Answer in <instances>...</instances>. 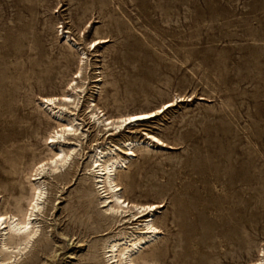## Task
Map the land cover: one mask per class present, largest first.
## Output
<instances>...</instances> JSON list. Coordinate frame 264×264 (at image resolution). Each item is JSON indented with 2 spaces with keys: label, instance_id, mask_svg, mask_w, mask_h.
<instances>
[{
  "label": "rangeland",
  "instance_id": "1",
  "mask_svg": "<svg viewBox=\"0 0 264 264\" xmlns=\"http://www.w3.org/2000/svg\"><path fill=\"white\" fill-rule=\"evenodd\" d=\"M72 82L83 91L61 121L74 118L84 136L60 139L77 146L51 172L58 145L47 137L60 127L45 119L41 97H73ZM92 103L103 117L161 111L111 136L90 118ZM27 118L43 122L11 174ZM125 140L136 143L116 174L123 198L159 204L152 218L161 233L141 247L145 255L264 264V0H0V211L13 212L20 195L27 208L32 185L44 190L37 235L0 264H108L102 241L127 225L103 212L87 168L95 147ZM3 238L0 257L10 250Z\"/></svg>",
  "mask_w": 264,
  "mask_h": 264
},
{
  "label": "bare ground",
  "instance_id": "2",
  "mask_svg": "<svg viewBox=\"0 0 264 264\" xmlns=\"http://www.w3.org/2000/svg\"><path fill=\"white\" fill-rule=\"evenodd\" d=\"M81 61L83 60L81 59L79 63H81ZM78 76L80 77L79 74L77 76L75 75L74 79L77 78ZM77 82H72L69 84V87L71 89L70 91H73L74 94L73 97L71 95H66V94H62L60 97L55 95H50V96L43 95L42 97L40 96L41 97L40 104H42V107L44 105L48 107L50 110L49 114L46 112L47 115L45 119L46 120L53 119L60 127L59 129H56L52 135L47 137L49 138V141L47 143L48 145L50 143L52 145L55 144L58 145L57 147L58 149L56 150L54 149L55 151H53L52 149L50 151L51 156L49 158L47 157L48 158L47 167L48 170L51 172L62 168L68 162H70V160L74 156L73 154L76 149L75 147L77 146L76 144L70 145L68 147L65 145L66 148H63L61 145H59L61 141L60 139L61 138L65 139L64 138L66 137L64 136L65 134L68 135L79 134L81 136H84L82 132L78 133L80 122L77 124V121L75 122L74 118H68L66 122L61 121L63 109L67 107L68 103H71L72 105H74V107H77L78 101H76V99L81 96L80 93L83 91L82 83L80 82L81 84L77 85ZM164 104L167 106L168 105L172 106L173 102L167 101L162 103V105ZM52 105H54L55 107H51ZM94 106H95L94 103L88 105L89 107L88 113L90 118L93 119L92 121L94 122V124H97V126L103 127L104 129H106V131H110L111 136L115 133H119L122 128L126 127V125H130V124L137 125L141 121L155 117L158 114V112L161 111L160 108H157L156 110L155 109L140 110L123 115L121 114L116 117H103V114L99 116V114L96 113V111L94 110ZM54 108H56V111H54ZM51 110L53 111V115L50 116ZM66 116L69 117V115L67 114ZM42 122H43L42 120L36 121L32 118H27L24 126L20 131V137L24 139L17 145L15 153L11 157L8 163L9 168L12 169L10 172L11 174L16 173V168H15L16 163H18V161L22 157L29 154L31 149L30 146L33 144L34 133L36 132L37 128L40 126ZM145 135L146 138L149 139L148 141H150L151 143L153 142L156 143L157 145L164 144L163 140H161L159 137H157L154 134L146 132ZM81 138L83 139V137ZM76 142L79 143L80 139L78 138ZM135 143L136 140L134 141L125 140L122 146L112 145L107 149H100L94 146L95 147L94 151L89 156L90 165L87 168V170L89 172H92V176L96 178L95 183L97 184V187L99 188L98 191H100V195H101L100 196L101 200L99 201V203L101 204L102 207H104L103 212L105 214H111V215L123 214L122 216L123 218L114 220V222L117 221V222H121L120 224L127 225V227H123L122 229H119L113 234L107 235L102 241L103 243L102 249L104 250L103 253L105 255L104 258L108 262V264H159L154 259L155 254L153 250L147 255H145V253L140 250L141 247L144 246V244L147 245V243H151L152 241H154V239L157 238V235L160 232L159 228L154 224L152 218L153 216L152 211L153 210L155 211L156 208H159V204L157 203L140 204V203L127 201L125 198H123L121 191L122 186L120 187L116 179L118 168L124 164L125 160H128L127 159L128 157L130 158V156L134 155L132 146L135 145ZM115 150H119L120 152H122V154H120L119 152H115ZM44 163L39 162L38 163L39 166L35 168V170L41 168L37 172V175L38 174L40 175V172L45 171V169L43 168ZM43 196H44V190L41 184L34 186L32 185L30 195L28 197H24V200L26 201V205L29 208L28 207L24 208L21 205L20 201L21 199H23L22 198L23 195H20L19 197L13 196V206H12V208L14 209L13 212L0 211V236L9 237L8 240H5L4 238L1 239L2 240L1 249L2 250L10 249L6 253L4 252L1 253L0 260L5 262L19 255L23 250L27 248L28 244L33 239V237L37 235L38 225L37 222L32 218V216L35 215L34 214L35 210H39L40 207L42 206L41 202ZM143 216H146L147 218L142 219ZM126 229H131V230L127 231ZM260 250L261 249H259V251ZM261 260H257L252 264H261Z\"/></svg>",
  "mask_w": 264,
  "mask_h": 264
}]
</instances>
